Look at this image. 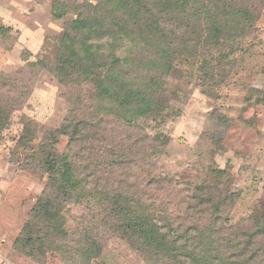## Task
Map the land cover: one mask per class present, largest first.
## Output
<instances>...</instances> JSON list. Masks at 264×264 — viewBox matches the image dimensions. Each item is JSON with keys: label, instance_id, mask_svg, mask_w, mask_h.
Returning <instances> with one entry per match:
<instances>
[{"label": "trees", "instance_id": "obj_1", "mask_svg": "<svg viewBox=\"0 0 264 264\" xmlns=\"http://www.w3.org/2000/svg\"><path fill=\"white\" fill-rule=\"evenodd\" d=\"M49 1L54 20L74 17L56 57L0 71V147L42 71L69 106L58 128L19 119L7 162L46 183L12 251L36 264H106L118 240L142 264H264V214L232 220L239 193L227 172L213 168L198 185L173 181L158 172L170 137L139 123L170 117L175 75L208 94L220 89L255 36L264 0ZM252 96L264 104L263 91Z\"/></svg>", "mask_w": 264, "mask_h": 264}, {"label": "rangeland", "instance_id": "obj_2", "mask_svg": "<svg viewBox=\"0 0 264 264\" xmlns=\"http://www.w3.org/2000/svg\"><path fill=\"white\" fill-rule=\"evenodd\" d=\"M97 5L96 0H88ZM49 0H0V71L17 73L25 61L46 63L56 57L68 15L54 20ZM254 38L235 55L236 65L226 83L205 93L194 79L175 75L167 84L170 117L162 125L139 121L149 134L170 137L158 162V172L173 181L198 185L213 168L227 172L239 198L232 211L238 221L256 212L264 214V104L252 96L264 92V11ZM248 41V40H247ZM28 52L30 56L24 54ZM104 72L100 67L97 74ZM95 85V80H93ZM87 93H92V88ZM64 88L46 71L39 74L28 106L16 112L0 147V264H36L12 251V244L29 210L46 183L7 162L13 139L21 131L19 119L28 116L48 128H58L68 112ZM63 138L58 149L65 147ZM101 260L106 264H142L118 240H112ZM49 264H62L53 258Z\"/></svg>", "mask_w": 264, "mask_h": 264}]
</instances>
